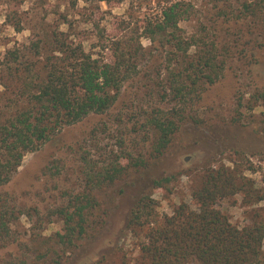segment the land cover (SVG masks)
I'll use <instances>...</instances> for the list:
<instances>
[{
  "label": "rangeland",
  "instance_id": "374dc122",
  "mask_svg": "<svg viewBox=\"0 0 264 264\" xmlns=\"http://www.w3.org/2000/svg\"><path fill=\"white\" fill-rule=\"evenodd\" d=\"M185 1L190 14L179 23L180 33L217 42L218 58L224 61L215 82L199 85L187 102L175 95L168 77L171 70L186 68L182 60L195 58L194 49L187 57L143 34L144 22L155 19L165 3L0 0V62L8 50L29 55L35 40L50 55L55 47L45 42L57 36L104 61H111L120 46L128 69L107 110L57 126L0 183V212L8 216L0 264H147L144 238L128 225L141 196L150 195L159 217L170 215L180 203L191 204V190L206 169L222 165L242 170L262 186L264 101L254 103L253 97L264 88V0ZM11 99L12 92L0 98L2 114L10 110ZM165 118L178 126L158 154L152 121ZM120 162L126 165L124 173L111 182L101 178ZM249 163L254 169H246ZM170 174L176 178L167 189L152 187L153 179ZM87 199L84 232L76 230L71 241L59 243L56 233L64 231L65 223L56 209ZM220 207L240 227L250 222L253 211L264 214V200L245 206L237 196ZM185 264L200 263L189 258Z\"/></svg>",
  "mask_w": 264,
  "mask_h": 264
},
{
  "label": "trees",
  "instance_id": "16d2710c",
  "mask_svg": "<svg viewBox=\"0 0 264 264\" xmlns=\"http://www.w3.org/2000/svg\"><path fill=\"white\" fill-rule=\"evenodd\" d=\"M162 2L165 4L159 7L155 19L144 22L143 34L170 44L187 57L189 49H194L195 58L182 60L186 68L171 70L168 77L175 95L187 102L194 99L199 85L215 82L224 61L218 58L217 42L198 34L185 38L180 33L179 23L190 14L189 2L157 0L158 4ZM40 43L32 42L29 55L18 49L8 50L0 62V71L5 73H0V98L15 94V99L9 100L10 110L0 112V183L7 182L23 156L48 140L57 126L107 110L128 73L120 46L113 50L116 52L111 61H104L57 36L45 42L55 47L50 55L42 52ZM253 98L254 103L264 101V88ZM152 124L158 133L154 151L160 154L178 123L165 118ZM246 169L254 166L249 163ZM105 170L101 178L111 182L125 172L126 165L120 162ZM203 174L200 185L191 190V204L180 203L170 215L159 217L157 205L147 194L132 208L128 225L144 238L141 249L147 264H185L189 258L200 264H264V214L253 211L250 222L240 227L220 207L223 201L237 196L245 206L264 200V181L256 187L242 170L223 165L208 168ZM175 178L170 174L153 179L152 187L167 189ZM88 205L87 199L56 209L65 223L64 231L56 233L59 243L71 241L76 230L84 232ZM7 217L6 212H0V238L8 231Z\"/></svg>",
  "mask_w": 264,
  "mask_h": 264
}]
</instances>
